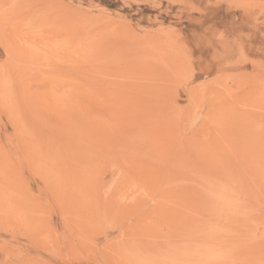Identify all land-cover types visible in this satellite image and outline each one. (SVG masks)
Listing matches in <instances>:
<instances>
[{"label":"rangeland","instance_id":"374dc122","mask_svg":"<svg viewBox=\"0 0 264 264\" xmlns=\"http://www.w3.org/2000/svg\"><path fill=\"white\" fill-rule=\"evenodd\" d=\"M0 264H264V0H0Z\"/></svg>","mask_w":264,"mask_h":264},{"label":"bare ground","instance_id":"6f19581e","mask_svg":"<svg viewBox=\"0 0 264 264\" xmlns=\"http://www.w3.org/2000/svg\"><path fill=\"white\" fill-rule=\"evenodd\" d=\"M34 147H36V145H35V144H34ZM5 175H6V174H5ZM5 175H4V176H5ZM6 176H7V175H6ZM5 178H6V177H5ZM5 178H4V179H5ZM58 181L60 182V180H58ZM59 182H58V183H59ZM45 186H46V184H45ZM48 187H49V185H48ZM50 187H51V186H50Z\"/></svg>","mask_w":264,"mask_h":264}]
</instances>
